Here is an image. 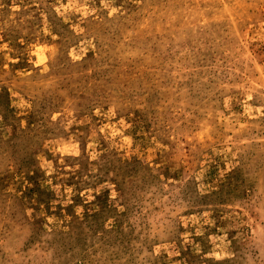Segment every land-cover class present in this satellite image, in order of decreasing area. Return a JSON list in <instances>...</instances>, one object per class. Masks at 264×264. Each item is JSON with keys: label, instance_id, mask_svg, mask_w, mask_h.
<instances>
[{"label": "rangeland", "instance_id": "rangeland-1", "mask_svg": "<svg viewBox=\"0 0 264 264\" xmlns=\"http://www.w3.org/2000/svg\"><path fill=\"white\" fill-rule=\"evenodd\" d=\"M0 264H264V0H0Z\"/></svg>", "mask_w": 264, "mask_h": 264}]
</instances>
